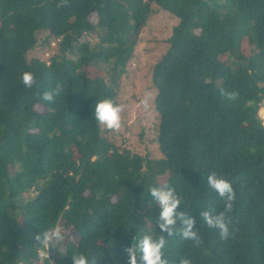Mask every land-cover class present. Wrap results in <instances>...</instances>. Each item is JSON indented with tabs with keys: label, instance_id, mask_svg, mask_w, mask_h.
I'll return each instance as SVG.
<instances>
[{
	"label": "trees",
	"instance_id": "1",
	"mask_svg": "<svg viewBox=\"0 0 264 264\" xmlns=\"http://www.w3.org/2000/svg\"><path fill=\"white\" fill-rule=\"evenodd\" d=\"M158 8L178 23L153 68L155 158L102 135L95 101L118 103L117 91L77 65L126 71ZM96 32L98 44L83 41ZM40 47L51 56H32ZM25 71L35 76L27 89ZM48 91L51 102L42 99ZM262 104L264 0H0V264H71L73 252L96 264H126L123 247L136 231L160 234L147 185L165 184L182 197L179 208L194 217L200 237L195 244L166 236L169 264H264ZM210 172L236 194L227 240L200 216L224 210L207 190ZM57 222L73 225L74 240L65 241L63 254L54 248L43 257L34 237Z\"/></svg>",
	"mask_w": 264,
	"mask_h": 264
},
{
	"label": "clouds",
	"instance_id": "2",
	"mask_svg": "<svg viewBox=\"0 0 264 264\" xmlns=\"http://www.w3.org/2000/svg\"><path fill=\"white\" fill-rule=\"evenodd\" d=\"M21 83L24 88H31L35 83V76L30 71H25L21 76ZM221 95L227 99L235 98V93L221 90ZM43 101L54 100V93L45 92ZM124 105L117 103L113 98L105 97L95 101L93 109V120L101 128L118 130L122 125V113ZM208 191H214L223 201L224 210L220 212L204 209L200 211V216L208 228L214 229L221 240L231 237L230 226L227 213L231 210L236 194L232 183L216 172H210L206 177ZM149 196L148 207L155 205L159 209L157 225L159 235H154L150 231L141 232L132 237L131 242L123 247L126 256V264H169V259L165 255L167 252L168 240L166 236L179 235L183 241L200 243L199 230L196 227L195 219L190 214L180 210L183 199L175 189L168 184L163 186L147 185ZM143 195V193H142ZM139 215V213H138ZM71 223L57 222L43 231H39L34 239L38 242L42 254L49 253L50 249H59L63 254V245L66 240L72 237ZM71 264H96V259L91 260L89 256L82 252H73L70 255ZM179 264H192L187 258H182Z\"/></svg>",
	"mask_w": 264,
	"mask_h": 264
},
{
	"label": "rangeland",
	"instance_id": "3",
	"mask_svg": "<svg viewBox=\"0 0 264 264\" xmlns=\"http://www.w3.org/2000/svg\"><path fill=\"white\" fill-rule=\"evenodd\" d=\"M96 19L97 15H93L92 21L95 22ZM177 23L178 20L176 18L173 20L170 13L160 8L156 9L148 24L138 35L136 56L129 62L126 71H123L119 65L113 66L112 63H103L100 69L95 66L77 65V70L86 72L90 78L104 77L117 91V101L124 105L121 128L118 130L102 128V135L119 149L129 148L133 153L143 156L147 154L155 158L161 156L156 143L158 112L153 105L157 93L153 85V68L168 49L166 39ZM100 38V34L96 32L85 36L83 41L95 45L100 42ZM55 44L56 42H53L52 46ZM242 50L248 55L247 41L243 42ZM51 53L49 48L40 47L31 55L42 57L44 54L50 57ZM68 57L76 59L77 54L68 53ZM259 117L264 123V104L259 111ZM70 153L77 158V147H73ZM71 232L70 239L74 240L75 234L72 230ZM42 256H48V253Z\"/></svg>",
	"mask_w": 264,
	"mask_h": 264
}]
</instances>
